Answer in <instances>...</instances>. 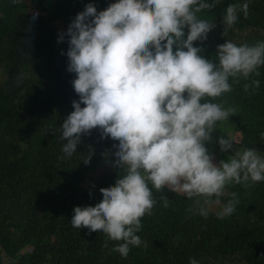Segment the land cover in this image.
<instances>
[{
	"label": "trees",
	"instance_id": "obj_1",
	"mask_svg": "<svg viewBox=\"0 0 264 264\" xmlns=\"http://www.w3.org/2000/svg\"><path fill=\"white\" fill-rule=\"evenodd\" d=\"M116 2L0 0V264H189L192 258L199 264H264V181L250 187L227 185L217 211L208 207L215 197L189 199L167 188L153 189L157 203L137 233L144 243L130 246L126 258L112 251L122 241L72 226L75 207H94L102 201L100 189L115 186L121 170L112 166L113 145L119 142L102 139L101 130L93 129L82 135L71 158L60 159L66 143L61 125L79 96L71 83L76 75L67 71L69 38L65 35L59 43L58 38L87 4L100 12ZM245 2L247 17L238 11L236 23L225 25L227 7ZM197 15L215 25L206 40L193 45L204 50L205 58L216 60L217 46L226 40L238 46L264 41V0H218ZM184 31L186 38L188 29ZM233 31L235 39L228 36ZM258 72L247 79L241 76L239 82L230 77V92L205 98L236 109L228 120L217 122L212 142L205 145L218 159L228 162L245 148L264 155V66ZM253 80H259V87L245 91ZM221 136L233 142L228 152L216 143ZM89 146L94 152L85 165ZM104 161L109 170L87 188V179ZM233 192L239 203L233 214L220 218ZM162 195L169 199L167 208ZM194 200L207 207L206 218L189 211Z\"/></svg>",
	"mask_w": 264,
	"mask_h": 264
},
{
	"label": "clouds",
	"instance_id": "obj_2",
	"mask_svg": "<svg viewBox=\"0 0 264 264\" xmlns=\"http://www.w3.org/2000/svg\"><path fill=\"white\" fill-rule=\"evenodd\" d=\"M216 2L118 0L100 12L89 3L67 33L59 35L58 43L65 35L69 38L67 71L76 75L71 83L79 96L72 101L74 111L61 125V139L66 143L60 159L73 156L82 135L100 129L102 139L119 142L113 145L117 150L112 166L121 170L115 186L100 189L101 202L74 208L71 224L122 241L112 251L124 258L130 246L144 243L137 233L142 218L151 215L157 203L153 189L162 192L167 188L189 199L215 197L214 202L220 203L227 185L250 187L264 181V155L255 148L238 150L228 162L216 164L205 146L212 142L217 122L228 120L236 111L205 98L230 92V77L239 82L241 76H258V68L264 66V41L238 46L226 40L217 46L216 60L205 58L204 50L193 46L206 40L215 27L197 14L211 10ZM248 10L247 2L230 4L223 23L232 26L238 11L247 17ZM259 84L253 80L244 90ZM216 143L222 152L233 147L223 136ZM93 152L89 146L85 165ZM231 197L220 218L235 211L238 195L233 192ZM160 199L169 207L166 196ZM194 205L190 212L208 216L199 200ZM104 247H108L107 241ZM189 264L199 261L192 258Z\"/></svg>",
	"mask_w": 264,
	"mask_h": 264
},
{
	"label": "rangeland",
	"instance_id": "obj_3",
	"mask_svg": "<svg viewBox=\"0 0 264 264\" xmlns=\"http://www.w3.org/2000/svg\"><path fill=\"white\" fill-rule=\"evenodd\" d=\"M220 35H221V33H220ZM228 36H229V37H232V38L235 39V38L237 37V32H236V31H233V32H231ZM213 156H214V155H213ZM220 160H223L224 162H226L224 158L221 157V158L218 159L216 156L214 157L213 162L216 163V164H219ZM109 167H110L109 164H108L107 162L104 161V162L99 166V168L96 170V172L94 173V175L91 176V177H89V178L87 179L88 185H85V186H86L87 188L92 187L93 184H94L95 179H96L97 177L103 175L106 171H108V170H109ZM208 207H209L212 211H217V210L220 208V203H210Z\"/></svg>",
	"mask_w": 264,
	"mask_h": 264
}]
</instances>
